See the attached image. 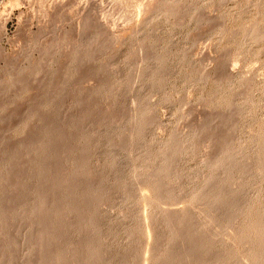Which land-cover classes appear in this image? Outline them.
<instances>
[{"label": "rangeland", "instance_id": "1", "mask_svg": "<svg viewBox=\"0 0 264 264\" xmlns=\"http://www.w3.org/2000/svg\"><path fill=\"white\" fill-rule=\"evenodd\" d=\"M19 1L0 0V264H39V258L66 248L70 261L72 249L82 244L99 247L98 264H164L166 249L173 246L171 229L157 205L141 199V191L158 179L169 186L177 215L186 211L189 218L191 235L187 232L188 242L174 244L170 250L175 255L196 242V256L191 253L186 260L195 257L191 264H227L237 248L241 255L257 251L258 238L237 246L232 231L238 232L257 196L263 201L255 210L264 206V0ZM247 28L263 35L261 40L245 36ZM140 122L144 129L131 138ZM174 138H185L181 154L170 163L156 160L161 151L177 150ZM226 146L235 166L210 167ZM80 158L91 177L81 174L75 181L72 203L79 212L67 214V225L52 220L64 205V189L51 192L55 205H46V212L32 210L50 195L51 188L42 184L51 187L56 172L68 176ZM42 171H51L44 181ZM226 173L233 174L230 181ZM88 187L97 189L83 208ZM234 192L237 196L230 197ZM198 193L202 202L185 207ZM218 193L228 197L216 203ZM50 205L52 224L47 221ZM229 205L237 206L236 219L224 225ZM18 210L25 211L19 218ZM40 212L47 213L46 221ZM84 214L96 228L86 239L78 232L85 226ZM140 215L150 216L151 223L144 225L142 219V225ZM256 216L249 215L250 224ZM53 227L64 235L41 249L39 232L47 228L51 235ZM141 245L149 250L159 246V257L150 258L153 249ZM237 259L228 264H239Z\"/></svg>", "mask_w": 264, "mask_h": 264}, {"label": "bare ground", "instance_id": "2", "mask_svg": "<svg viewBox=\"0 0 264 264\" xmlns=\"http://www.w3.org/2000/svg\"><path fill=\"white\" fill-rule=\"evenodd\" d=\"M10 1H12V0H10ZM14 1V0H13ZM17 0H15V2H16ZM19 1V0H18ZM77 1V0H76ZM119 1V0H118ZM127 1V0H126ZM129 1V0H128ZM259 1H261V0H259ZM14 2V3H15ZM20 2V1H19ZM121 1H119V3H120ZM124 2V1H123ZM135 2V1H134ZM137 2V1H136ZM248 2V1H247ZM262 2V1H261ZM261 2H258V3H261ZM8 3H9V1H8ZM10 3H13V2H10ZM14 3H13V5H14ZM126 3V2H125ZM251 3V2H250ZM16 5L17 4H19L18 2L17 3H15ZM238 4V3H237ZM261 4H263V2L261 3ZM12 5V6H13ZM123 5V4H122ZM130 4H128V6H129ZM131 5H133V4H131ZM248 5H249V2H248ZM125 6V5H124ZM240 6V5H239ZM238 6V7H239ZM241 6H243V5H241ZM250 6V5H249ZM258 6V5H257ZM127 7V6H126ZM125 7V8H126ZM135 8V7H134ZM249 8V7H248ZM247 8V9H248ZM136 9V8H135ZM262 9V8H261ZM141 10V9H140ZM254 11V10H253ZM45 12V11H44ZM141 12V11H140ZM129 13V12H128ZM223 13H225L224 11H223ZM239 13V12H238ZM258 13V12H257ZM132 14V13H131ZM126 15V14H125ZM130 15V14H129ZM135 15H137L136 13H135ZM139 15V14H138ZM237 16H238V14H237ZM263 16V15H262ZM133 17V16H132ZM223 20V19H222ZM221 20V21H222ZM256 20V19H255ZM130 21V20H129ZM219 26V25H218ZM251 26V25H250ZM254 26L256 27V25H255V23H254ZM254 26H253V28H254ZM260 26V25H259ZM244 28H245V26H243ZM257 27H258V25H257ZM254 28V29H257V30H260V29H258V28ZM252 28V29H253ZM222 29V28H221ZM221 29H219V30H221ZM238 29H239V27H238ZM248 29V28H247ZM249 30L250 32H247V34L245 35V36H247V37H253V38H255V40L257 39H260L261 40V38H260V36L261 35H258L259 34V32H257V30L255 31V30ZM245 30V29H244ZM222 31V30H221ZM232 31V30H231ZM220 33V32H219ZM238 33V32H237ZM241 33V32H240ZM227 34V33H226ZM243 34V33H242ZM117 36V35H116ZM225 36V35H224ZM231 36V35H230ZM227 37V36H226ZM261 37H263V35L261 36ZM38 38V37H37ZM228 38V37H227ZM250 39V38H249ZM252 39V38H251ZM264 39V38H263ZM254 40V39H253ZM37 42V41H36ZM116 42V41H115ZM30 43V42H29ZM34 43V42H33ZM56 43V42H55ZM258 43V42H257ZM40 44V43H39ZM52 44V43H51ZM57 44V43H56ZM59 44V43H58ZM62 44V43H61ZM38 45V44H37ZM60 45V44H59ZM51 46V45H50ZM52 46H54L53 44H52ZM51 46V47H52ZM92 47V46H91ZM50 49V48H49ZM55 49V48H54ZM56 49H58V48H56ZM52 50V49H51ZM33 51V50H32ZM24 52V51H23ZM47 52V51H46ZM20 53V52H19ZM26 53V52H25ZM88 53V52H87ZM30 54V53H29ZM47 55V54H46ZM78 55V54H77ZM69 56V55H68ZM80 56V55H79ZM79 60V59H78ZM223 60V59H222ZM160 62V61H159ZM163 62V60H161V63ZM228 64V63H227ZM223 66V65H222ZM221 66V67H222ZM228 68V67H227ZM228 73V72H227ZM231 73V72H230ZM205 76V75H204ZM206 77V76H205ZM227 77V76H226ZM206 78H208V77H206ZM222 79V78H221ZM231 79V78H230ZM227 80V79H226ZM228 81V80H227ZM4 83V82H3ZM221 83V82H220ZM231 83V82H230ZM215 98V97H214ZM211 102H213V101H211ZM108 113V112H107ZM105 115V114H104ZM108 115V114H107ZM106 115V116H107ZM105 116V117H106ZM109 116V115H108ZM135 116V115H134ZM141 117L143 116V114H141L140 115ZM139 117V116H138ZM138 117H136V120L138 119ZM210 117V116H209ZM214 117V116H213ZM216 118V117H215ZM221 118V117H220ZM133 119H135L134 117H133ZM218 119V118H217ZM139 120V119H138ZM215 120V119H214ZM213 120V121H214ZM115 121V120H114ZM113 121V122H114ZM208 121V120H207ZM211 121V120H210ZM82 122V121H81ZM116 122V121H115ZM142 122V121H141ZM140 122V123H141ZM220 122V121H219ZM79 123V122H78ZM204 123V122H203ZM213 123V122H212ZM217 123V122H216ZM215 123V124H216ZM223 123V122H222ZM221 123V124H222ZM99 124H101V122L99 123ZM142 124V123H141ZM140 124V127L137 129V131L134 133V132H132V133H134L132 136H131V138H133V137H137L140 133H141V131H142V129H144V124H142L141 125ZM205 124V123H204ZM203 124V125H204ZM210 124V123H209ZM200 125V124H199ZM214 125V124H213ZM212 125V126H213ZM206 127V126H205ZM208 127V126H207ZM202 128H204V127H202ZM211 128V127H210ZM220 128V127H219ZM203 130V129H202ZM204 130H205V128H204ZM216 130H217V128H216ZM197 131V130H196ZM219 131V130H218ZM94 133V132H93ZM194 133V132H193ZM201 133V132H200ZM95 134V133H94ZM195 134H196V132H195ZM214 134V133H213ZM198 135V134H197ZM219 135V134H218ZM91 136V135H90ZM89 136V137H90ZM129 136V135H128ZM192 136V135H191ZM196 136V135H195ZM194 136V137H195ZM209 136V135H208ZM207 136V137H208ZM125 137H127V136H125ZM124 137V138H125ZM130 137V136H129ZM191 139V138H190ZM198 139V138H197ZM203 139V138H202ZM205 139V138H204ZM209 139V138H208ZM213 139V138H212ZM221 139V138H220ZM85 140V139H84ZM125 140V139H124ZM184 140H185V138H184ZM184 140H176L175 138L173 139V142L177 145V150L176 151H173V152H168L167 154L166 153H164V151H161V152H159L158 154H156L157 156H156V160H158V159H160V161H162V162H164V163H170L171 161H172V159H173V157L176 155V154H181V152H182V148H183V143H184ZM186 140H187V138H186ZM189 140V139H188ZM223 140H224V138H223ZM177 141V142H176ZM193 141V140H192ZM210 141V140H209ZM212 141V140H211ZM217 141V140H216ZM199 142V141H198ZM217 142H219V141H217ZM39 143V142H38ZM37 143V144H38ZM169 143H171V142H169ZM168 143V141H167V143H165L164 145H168L169 144ZM206 144V143H205ZM221 144H222V142H221ZM41 145H43L44 146V144H41ZM214 145V144H213ZM216 145V144H215ZM221 147H222V145H220ZM38 147H40V145L38 146ZM38 147H36L35 149H37ZM71 147V146H70ZM68 148V149H71V148ZM220 147V148H221ZM224 147V146H223ZM44 148V147H43ZM209 148H210V146H209ZM212 148H213V146H212ZM218 148V147H217ZM41 149V148H40ZM43 150V149H42ZM78 151V150H77ZM82 151H83V149H82ZM230 149H229V147L228 146H226V148L225 149H223V150H221V152H220V154L218 155L219 157H217L216 159H214L213 161H209V162H211L210 163V167L212 166V167H221V166H227V165H232V166H235V162H236V160L234 159V155H232V154H230ZM215 152H217V149H216V151ZM75 153V152H74ZM80 153H82V152H80ZM83 153H85V152H83ZM219 153V152H218ZM79 155V154H78ZM81 155V154H80ZM83 155V154H82ZM208 155V154H207ZM22 156V155H21ZM63 156V155H62ZM62 156H60V157H62ZM65 156V155H64ZM154 156H155V154H154ZM12 157V156H11ZM16 157V156H15ZM54 158L56 157V156H53ZM58 157H59V155H58ZM67 157V156H66ZM216 156H214V158H215ZM19 159H20V157H18ZM42 158V157H41ZM40 158V159H41ZM78 158V157H77ZM23 159H24V157H23ZM43 159V158H42ZM56 159L58 160V158L56 157ZM60 159V158H59ZM153 159V158H152ZM10 160V159H9ZM46 160V159H45ZM55 160V159H54ZM62 160H64V159H62ZM210 160H212L211 158H210ZM13 160H11V162H12ZM18 161V160H17ZM39 161V160H38ZM56 161V160H55ZM58 161H60V160H58ZM66 161V160H65ZM154 161V160H153ZM20 162H22V161H20ZM19 162V163H20ZM24 162V161H23ZM48 162V161H47ZM51 162V161H50ZM76 162V161H75ZM208 162V161H207ZM13 163V162H12ZM41 163V162H40ZM44 163H46V161L44 162ZM63 163V162H62ZM15 164H18V163H15ZM43 164V163H42ZM83 164H84V159H82V158H80V161H77L76 162V164H75V167H74V170L73 171H71V173L68 175V176H66V174H67V172H66V174H65V172H61L60 171V173L59 172H56L57 170H55V175H56V178H55V180H52V181H54L52 184H49V186L51 185V187H48V184H42V186H45V185H47V190L49 191V188H51L50 190L51 191H47V194L49 193L50 195H48L49 196V198L50 197H52V193L51 192H55V193H57V192H60L61 193V191L64 189V191L66 192L65 194V202H63V206L62 205H60L61 207L60 208H58L59 209V211H58V209L56 208V212H55V210L53 211V212H55L56 213V216L54 217V216H52V217H54V218H52V220L53 221H56L55 223H59L60 225L61 224H63L64 223V220L66 219V217H67V214L69 215V213L71 212H79V210L81 209L79 206H75V205H73V200L75 199L74 197H75V195H77L76 194V190L78 189V187H76L75 188V186L77 185H75V181L76 180H78V178L77 177H79V175L81 176V174L84 176V175H86V177H91L90 175V172H88V174H87V172H83V170H82V167H83ZM37 165H39V164H37ZM66 165V164H65ZM41 166V165H40ZM13 167V166H12ZM20 167V166H19ZM60 167V166H59ZM64 167V166H63ZM62 168V167H61ZM69 168V167H68ZM19 170V169H18ZM25 170V169H24ZM54 170V169H53ZM52 170V171H53ZM62 170V169H61ZM65 170V169H64ZM10 171V170H9ZM21 171V170H20ZM23 171V170H22ZM37 171V170H36ZM48 171V170H47ZM47 171H46V173H47ZM67 171V170H66ZM26 172V171H25ZM13 173V172H12ZM11 173V174H12ZM44 172L42 171V176L44 175L45 177L48 175V174H50L51 173V171H50V173L48 172L47 173V175H45V174H43ZM161 171H159V172H157L156 174V177H159L160 175H161ZM21 174V173H20ZM53 174V173H52ZM51 174V175H52ZM224 174V173H223ZM246 174V173H245ZM248 174V173H247ZM13 175V174H12ZM39 175H41V173L39 174ZM38 175V176H39ZM235 175V174H234ZM262 176H264V173H262L261 174ZM44 176H43V181H44ZM236 176V175H235ZM241 176V175H240ZM245 176V175H244ZM7 177V176H6ZM24 177V176H23ZM49 177V176H48ZM231 177H233V174L232 173H226L225 174V181L227 180V181H230V178ZM47 178V177H46ZM51 178V177H50ZM54 178V177H53ZM48 179V178H47ZM40 180H42V178H40ZM50 180V179H49ZM12 181V180H11ZM18 181V180H17ZM23 181H24V179H23ZM43 181H41V182H43ZM45 181H46V179H45ZM48 181V180H47ZM17 183V182H16ZM46 183H48V182H46ZM227 183V182H226ZM18 184V183H17ZM21 184V183H20ZM19 186V185H18ZM20 186H23V185H20ZM42 186H41V189H42ZM14 187V186H13ZM24 187V186H23ZM17 188H20V187H17ZM38 188H40V186L38 187ZM88 188H90V191H86L85 190V192H83V203H84V205H83V208H84V206H86V204H87V202L88 201H90L89 200V198L91 197V195H93V193L96 191V189L97 188H95V187H92V189H91V187H88ZM148 187H146V189H147ZM41 189H40V191H41ZM44 189H46V188H44ZM142 190L141 191V199H142V201L145 203V204H155V205H157L156 207L157 208H159L158 210H160V212L162 213V215H163V218H164V221H165V224L168 226V227H170L169 229H171V237H170V239H169V244L170 245H173L174 246V244H176V243H183L184 241L183 240H186V238L188 239V231H189V228H187V226H188V217L186 216V211H184V208L185 207H187L188 206V204H191V206H192V202H194V204H198V203H201L202 202V193H198V195H194V200H192L191 201V203H190V201H188V203H186V205H185V207L184 208H182L183 209V211H184V214L185 215H183V216H180V215H177L178 214V212H177V204H176V201L174 200V199H172L168 194L170 193V188H169V186H165L163 183H161L160 181H159V179L157 180V181H154L151 185H149V188H148V190ZM17 190V189H16ZM20 190V189H19ZM24 190V189H23ZM14 191H15V189H14ZM18 191V190H17ZM38 190H36L35 192H37ZM94 191V192H93ZM238 191V190H237ZM45 192V191H44ZM78 192V191H77ZM32 193H33V191H32ZM42 193V192H41ZM41 193H39L38 192V196H40V194ZM35 194H37V193H35ZM54 194V193H53ZM59 194V193H58ZM202 194V195H201ZM225 194V193H224ZM224 194H222V193H218L215 197H214V201L216 202V203H220V201H222V200H225L227 197H228V195L226 196V195H224ZM236 194H238V192L236 193V192H234V194H232L230 197H235V195ZM44 195V194H43ZM43 195H41V197H43ZM55 195V194H54ZM64 195V194H63ZM62 195V196H63ZM229 195H230V193H229ZM48 196L45 194L44 195V197L38 202V203H36V205H34V209L31 207V209L32 210H34V211H41L42 210V212H46V211H43V209H45V207H46V205L48 206V204H51L52 206H54L55 204L53 203H51L52 201H51V199L52 198H50V200H49V198H48ZM163 196H166L167 198H171V199H169L167 202H165L164 200H163ZM237 196V195H236ZM263 196V195H262ZM31 198V197H30ZM37 198V197H36ZM260 197H256L255 199H254V201L253 202H251L250 203V205H248V207H247V209L244 211V213H243V216H242V225L240 226V228L238 229V232H234V231H232V233H233V236H234V240H235V245H237L238 246V244H241L242 243V241L244 240H249V239H251V238H254V237H256V239L258 240V243L257 242H254L255 240H252L254 243H257L258 245H259V248L257 249V251L255 250L252 254H247V255H241V253L238 251V248L237 249H235V251L233 252L232 251V253L229 255V256H227L228 258L226 259L227 261H228V263L232 260H235L236 258H239V259H241V260H239V259H237V260H239L240 261V263L239 264H264V206H263V208L262 209H257V210H255V208H254V205H256L257 204V202H259V199ZM231 199V198H230ZM262 199V198H261ZM191 200V199H190ZM27 201V200H26ZM36 201H37V199H36ZM47 201L49 202V203H47ZM51 201V202H50ZM261 201H263V200H261ZM260 201V202H261ZM61 202V201H60ZM59 202V203H60ZM185 202V201H184ZM260 202H259V204H260ZM24 203V202H23ZM32 203V202H31ZM47 203V204H46ZM71 204V205H70ZM264 204V203H263ZM50 205V206H51ZM59 205H57L58 207H59ZM76 205H78V204H76ZM82 205V204H81ZM89 202H88V206L87 207H89ZM150 205V206H151ZM199 205V204H198ZM198 205H196V206H198ZM258 205V204H257ZM256 205V206H257ZM262 204H260V205H258V207L260 206V207H262L261 206ZM49 206V208H46V209H49V212H48V218L51 216L50 214H53V213H50V211L51 210H53L52 208V206L50 207ZM57 206H55V207H57ZM195 206V205H194ZM98 207H99V205L97 204V205H95V207L93 208V213L94 212H96L97 210H98ZM143 207H146V205L145 206H143ZM152 207V206H151ZM155 207V208H156ZM190 207V206H189ZM193 207V206H192ZM259 207V208H260ZM30 208V207H29ZM86 208V207H85ZM180 208V207H179ZM257 208V207H256ZM24 209H25V207H24ZM88 209V208H87ZM188 209V208H187ZM196 209V208H195ZM7 210H9V209H7ZM11 210V209H10ZM27 210H29V209H26L25 211L26 212H28ZM65 210V211H64ZM85 210V209H84ZM145 210H147V209H145ZM235 210H237V206L236 205H229V207H228V211H227V216H225V219H224V222H225V224L224 225H228V224H231L235 219H236V214H237V211H235ZM4 211H6V210H4ZM19 211V210H18ZM25 211L24 210H21V211H19V212H17V214H16V216L18 215V213H19V215H23L24 213H25ZM33 211V212H34ZM83 211V210H82ZM81 211V212H82ZM87 211V210H86ZM188 211V210H187ZM6 212H8V211H6ZM5 212V213H6ZM11 212H12V210H11ZM31 212V211H30ZM36 212V213H37ZM42 212H40V215H41V213ZM144 212H146V211H144ZM142 213V215L143 214H145V213ZM159 212V211H158ZM13 213V212H12ZM12 213H10V215L12 214ZM160 213V214H161ZM252 213H254V215L256 214V215H258V217L256 218L257 220L254 222L253 221V223H252V221H251V223L252 224H250L249 223V221H248V219H250V217H249V215H251ZM4 214V213H3ZM8 214H9V212H8ZM8 214H4V215H8ZM35 214V213H34ZM38 214H39V212H38ZM37 214V215H38ZM43 214V213H42ZM203 214V213H202ZM2 215V214H1ZM0 215V216H1ZM39 215V216H40ZM44 215H47V213H45ZM43 215V216H44ZM85 215V214H84ZM142 215H140V217H139V221L140 220H144V222H143V220L141 221V223L143 222V223H145L144 225H146V223H149L150 221L148 220V217H150V216H148L147 215V217H145V218H147V219H145ZM157 215V214H156ZM182 215V214H181ZM3 216V215H2ZM1 216V217H2ZM42 216V215H41ZM40 216V217H41ZM43 216H42V219H43ZM86 216V215H85ZM1 217H0V220H1ZM5 217V216H4ZM7 217V216H6ZM5 217V218H6ZM18 218H19V216H17ZM21 217V216H20ZM24 217V216H23ZM36 217V216H35ZM40 217H37L38 219L40 218ZM45 218V217H44ZM48 218H47V221L48 222H50L51 224L52 223H54V222H51V217L49 218V220H48ZM151 218H153V217H151ZM150 218V220L152 221L153 219H151ZM41 219V218H40ZM41 219V220H42ZM255 219V218H254ZM32 220V219H31ZM44 221H46V219H43ZM40 220H38V223H43V226H44V222H42V221H40ZM84 221H85V226H83L82 224V226H80L79 227V230H78V232H79V234H81V236L83 237V238H87V236H88V234H91V233H89V231H92L93 229V231H95V226H94V221L92 220V218L91 217H89L88 216V218H87V216H86V219H84ZM30 222V221H29ZM68 222V221H67ZM82 222H83V219H82ZM35 223V222H34ZM33 223V224H34ZM36 223H37V219H36ZM50 223H48L49 225H50ZM143 223H142V225H143ZM151 223V222H150ZM33 224H31V225H33ZM65 225H67L66 223H64ZM241 224V223H240ZM40 225V224H39ZM42 225V224H41ZM45 225H46V222H45ZM156 225V224H155ZM35 226V225H34ZM42 226V229H44V227ZM48 226V225H47ZM57 226V225H56ZM148 226V225H147ZM147 226H145L144 228H146ZM46 227V226H45ZM61 227V226H60ZM140 227H142V226H140ZM36 228V227H35ZM48 228V227H47ZM46 228V229H47ZM54 228V227H53ZM58 228L59 227H57V230H58ZM150 228V227H149ZM45 229V230H46ZM55 229V228H54ZM54 229H51V231L53 230L54 231ZM69 229V228H68ZM148 229V228H147ZM222 229V227L220 226L219 227V230H221ZM39 230H41V228L39 229ZM38 230V231H39ZM45 230H42V232H39V233H42V235H40L41 236V238H40V241H38V245L41 247V249H46L47 247H51V245H52V242L54 241V239L56 240L57 238L59 239V238H61L62 237V235H64L63 234V231H62V228L61 229H59L58 231L56 230V232H52V234L50 235V233H48L47 231H48V229H47V231H45ZM188 230V231H187ZM50 231V232H51ZM65 232V231H64ZM146 232H147V230H146ZM152 232V231H151ZM188 232V233H187ZM145 233V232H144ZM143 233V234H144ZM198 233V232H197ZM65 234H66V232H65ZM147 234V233H146ZM148 234H149V232H148ZM148 234H147V236H148ZM152 234V233H151ZM190 234V233H189ZM193 234H195L194 232H193ZM199 234V233H198ZM198 234H196V235H198ZM154 235V234H153ZM157 235V234H156ZM191 235V234H190ZM189 235V236H190ZM38 236V235H37ZM152 236V235H151ZM199 236H200V234L198 235V238H199ZM191 237V236H190ZM193 237V236H192ZM194 237H196V236H194ZM190 238V239H195V238ZM197 238V237H196ZM41 239H43L42 241H41ZM156 239V238H155ZM165 239V238H164ZM255 239V238H254ZM143 240V239H142ZM148 240H149V238H148ZM196 240V239H195ZM198 240V239H197ZM58 241L59 240H57V241H55V242H57L58 243ZM79 241H80V238H79ZM85 241V240H84ZM154 241V240H153ZM152 241V242H153ZM165 241V240H164ZM181 241H183V242H181ZM187 241V240H186ZM185 241V242H186ZM194 240H192V242H193ZM243 241V242H244ZM149 242V241H148ZM151 242V241H150ZM166 242V241H165ZM188 242V241H187ZM251 242V241H250ZM35 243V244H36ZM62 243V242H61ZM82 243H84V242H82ZM86 243V242H85ZM139 243V242H138ZM155 243H156V241H155ZM157 243H158V241H157ZM156 243V244H157ZM195 243V242H194ZM248 243H249V241H248ZM253 243V244H254ZM36 244V245H37ZM56 244V243H55ZM59 244V243H58ZM167 244V243H166ZM192 245H193V243H191ZM196 244L198 245V244H200V243H198V242H196ZM193 245V246H196L197 247V245ZM250 244V243H249ZM252 244V243H251ZM61 245V244H60ZM83 245V246H82ZM81 246V248H79L78 246H77V248L75 247V248H73L72 250H73V255L72 256H74L75 258H73V257H71L72 258V260H74V261H72L71 260V258H70V261H68L67 260V258L66 257H68V256H65V254L66 253H68V251H67V248L66 249H59V250H57V252L55 251V252H53V254H51V255H49V256H51L49 259H48V256H47V258L44 256V258L43 257H41L42 255H45L44 254V250L42 251V250H40V252L42 251V255L40 256L41 258H39V260H38V263L39 264H84L85 262H87V261H90L91 262V264H98V263H100L101 261V257H100V255H99V247L98 246H94V247H89V248H87L86 247V245L85 244H82ZM85 245V246H84ZM145 245H146V243H145ZM149 245V244H148ZM161 245V244H160ZM186 245H187V243H186ZM71 246V245H70ZM156 246H158V245H156ZM155 246V247H156ZM165 246V245H164ZM169 246V245H168ZM173 246L171 247V248H173ZM189 246V245H188ZM193 246H189V248H191V249H187V246H186V248H184V246H183V250L181 249V252H179L177 255H175L176 253H174V252H172L169 248V250L168 249H166L167 250V252H166V254H165V256H166V258H164L163 259V262H164V260H165V262H164V264H191L192 263V261H195V260H192L193 258H195V257H191L192 259V261L190 260L189 262H187L188 260H187V258H189V255L192 253V254H195L194 252H195V250H196V248L195 247H193ZM200 246V245H199ZM72 247V246H71ZM142 247V245L140 246V248ZM151 247V246H150ZM159 247V246H158ZM158 247H156L155 249L158 251V249H160V248H158ZM193 247V248H192ZM243 247V246H242ZM252 247H254V248H257V246L255 247V245L254 246H252ZM36 248V247H35ZM56 248H57V246H56ZM59 248V247H58ZM57 248V249H58ZM61 248H64V247H61ZM144 248H145V246H144ZM143 247H142V249H144ZM199 248V247H198ZM48 249V248H47ZM141 249V250H142ZM149 250V248H146V249H144V250ZM151 249H153L151 252H149V253H151V255L148 253V255L150 256V258L151 257H153V258H157V257H159V255L157 256V251L154 249V247L152 246V248ZM150 249V250H151ZM192 249H194V250H192ZM240 249V248H239ZM35 250V249H34ZM38 250V249H37ZM36 250V251H37ZM140 250V249H139ZM141 250H140V252H141ZM143 250V251H144ZM149 250V251H150ZM155 250V251H154ZM192 250V251H191ZM254 250V249H253ZM54 251V250H53ZM67 251V252H66ZM142 251V252H143ZM197 251V250H196ZM46 252V251H45ZM198 252L200 253V251H199V249H198ZM231 252V251H230ZM145 253V252H144ZM165 253V252H164ZM245 253V252H244ZM247 253V252H246ZM37 254V253H36ZM147 254V253H146ZM47 255V254H46ZM67 255V254H66ZM138 255V257H136V258H139V256H140V253L139 254H137ZM136 255V256H137ZM147 255V256H148ZM198 255V254H197ZM164 256V257H165ZM193 256V255H192ZM194 256H196V254L194 255ZM38 257V256H37ZM143 257V256H142ZM140 258H141V256H140ZM160 259H161V257H160ZM159 259V260H160ZM153 260V259H152ZM162 260V259H161ZM187 260V261H186ZM72 261V262H71ZM226 261V262H227ZM33 262V261H32ZM35 262H37V261H35ZM134 262H135V260H134ZM162 262V261H161ZM198 262H200L199 260H198ZM193 263V264H201V263ZM132 263V262H131ZM147 263V262H146ZM227 263V264H228ZM235 263V262H234ZM142 264V263H141ZM145 264V263H144ZM226 264V263H225ZM233 264V263H232ZM236 264H237V261H236Z\"/></svg>", "mask_w": 264, "mask_h": 264}]
</instances>
